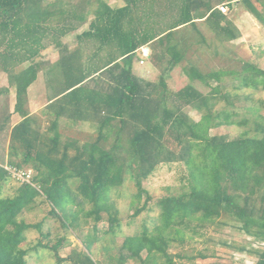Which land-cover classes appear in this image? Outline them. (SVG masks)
<instances>
[{"label":"trees","instance_id":"trees-1","mask_svg":"<svg viewBox=\"0 0 264 264\" xmlns=\"http://www.w3.org/2000/svg\"><path fill=\"white\" fill-rule=\"evenodd\" d=\"M136 1L126 0L119 8L101 2L88 28L78 32L88 21L91 0H0V71L7 75L0 96L12 88L13 112L21 116L11 126L12 111L8 105L0 109L4 152V158L0 156V264H27L25 231L40 228L41 223L18 217L39 196L50 204L49 215L59 218L63 227H71L77 218L69 203L79 205L82 200L91 203L88 214L98 221L108 209V191L122 184L127 171L137 188L136 199L146 194L133 216L156 206L159 211L149 225L144 223L140 231L123 239L118 264L127 258L142 260V251L147 252L145 259L156 252L174 264L168 252L170 241H182L191 221H212L224 214L247 227L264 211V116L255 121L253 136L227 138L209 133L217 126L245 123L234 120V113L214 109L217 100L229 97L221 93L222 77L237 78V89L264 91V69L244 62L238 70L201 72L188 63L183 70L190 80L210 90L202 93L189 83L172 91L166 74L183 59L172 30L191 18L169 21L162 17L159 31H152L148 4L140 8ZM137 9L145 11L139 15ZM72 32H76L77 47L69 48L63 39ZM50 43L58 48V58L43 66L39 55ZM147 46L152 52L145 57L141 49ZM157 46L162 48L155 51ZM138 52L153 65L164 64L156 81L133 73ZM44 68L48 102L41 111L30 113L23 106L24 97ZM186 106L199 113L197 120L184 111ZM93 121L98 126L90 141L61 139L65 129ZM4 159L14 167L36 170L32 184L23 182L12 194L4 193L3 183L9 176L2 167ZM172 162L186 167L188 188L149 204L152 197L143 180L159 165ZM70 179L78 181L82 200L71 194ZM66 198L71 201L67 203ZM116 221L110 216L111 225ZM48 236L41 233L34 247H48L60 263L64 257L58 250L64 238L44 244ZM73 255L76 264H95L86 256Z\"/></svg>","mask_w":264,"mask_h":264},{"label":"rangeland","instance_id":"rangeland-1","mask_svg":"<svg viewBox=\"0 0 264 264\" xmlns=\"http://www.w3.org/2000/svg\"><path fill=\"white\" fill-rule=\"evenodd\" d=\"M60 1L65 2L67 0ZM73 1L75 2L76 0ZM91 1V12H97L101 1ZM102 1L111 3V0ZM111 4L115 5L113 2ZM88 24L89 19L76 31L81 32L86 30ZM75 33L76 32L69 33L63 39L65 45L69 48L77 47ZM166 43L167 40L165 39L163 45ZM160 48L162 47L157 46L155 51L160 50ZM151 52V49L150 51L147 50L146 55L149 56ZM58 54V48L50 43L49 46L41 51L39 59L44 66V64L46 65L47 63L49 64L56 61ZM257 55V62L261 63V61H264V52L258 53ZM251 57L252 53L249 51L227 52L217 59L210 57L209 53L186 51L183 52V59L179 64L166 74V83L168 88L172 91H176L190 83L202 93H207L210 88L198 80L191 81L188 73L183 70V67H186L189 63L195 65L201 72L218 69L238 70L241 68L242 62L244 60L249 61ZM145 59L146 58H143L141 53L138 52L132 64V68L134 69V71L133 69L132 71L142 78L156 81L164 64L153 65L150 61L151 64H148V60L146 59L147 62L142 65L140 60ZM146 68H151L154 74L149 75V77H143L142 74ZM44 70L45 68L39 72L35 82L31 84L26 91L23 106L29 112L36 110H38V112L41 111L44 108V104L48 101L50 88L47 86ZM1 82L3 85L7 83L6 73H4ZM211 83L213 85L216 84L215 81H211ZM237 83V78L232 76L222 77L220 81L222 87L221 93H228L229 97H221L217 100L214 109L217 112L226 111L234 113L232 116L234 120L245 121V123L214 127L209 131L211 135H223L227 138H235L244 134L250 136L255 135L253 132V125L256 120L264 116V91L246 87L237 89L235 88ZM9 100H12V98L9 99V96L6 97L3 104L8 105L11 103ZM184 111L193 119L197 120L199 118V113L189 106L184 107ZM97 126L98 124L94 121L77 123L72 130L65 129L63 131L65 134L61 139L65 141L68 137V139H75L79 143L90 141L96 132ZM69 150L70 154L74 153L72 147ZM3 155V149L0 147V156L3 157ZM5 163L7 162L4 159L2 164ZM28 170L31 172V177L37 173L36 170ZM186 174L187 170L182 162L159 165L157 169L142 182L143 187L152 197L151 200H149V204H154L161 196L170 193H178L181 190L187 189ZM67 182L68 186L72 189L71 194H76L77 196L75 199L82 200L76 188L78 186V181L70 179ZM20 183L21 182L18 180L8 176L7 181L3 183V192L12 194ZM33 183L35 184V182ZM136 191L137 188L131 171H127V173L124 174L122 184L112 187L108 191L106 200L108 209L102 212V219L98 221L94 219L93 215L88 214L92 207L89 201L82 200L79 205L75 204V202L73 204L69 203L68 209H71V212L77 217L75 223L71 227H63L59 218L49 215L50 204L44 200L42 195L39 196L31 207L23 210L18 217L28 223H41L40 228H30L25 231L26 241L23 246L28 249L27 264H76L75 261H73V258H75L73 255L74 252L79 256L90 258L95 264H118L119 255L124 252V250L120 249L123 239L127 235L140 231L144 223L149 225V219L155 217L159 211V208L156 206L151 211L147 212L144 210L137 216H133L135 208L140 206L146 197V194L143 193L139 200L136 199ZM67 195L70 194L67 193ZM66 201L68 203L71 201V198H66ZM110 216H115L117 219L114 225L110 224ZM222 222H227L228 224L226 223L221 226L219 223ZM238 222L236 218L234 219L232 216L224 214L212 221H191L189 226L185 229L184 239L182 241L176 240L175 238L170 241L168 252L169 255L171 253L174 255L172 257L174 264H217L214 258H208L212 254L214 256L221 253L225 255L231 254L233 247L239 243L238 230L235 228ZM41 233H47L49 235L48 238L43 239L44 244L49 243L50 245L58 238H64V242L58 250L59 255L64 257L62 262L58 263L56 261L54 253L48 247H34L40 240ZM146 253V251H142V260L127 258L121 264H169L163 255L156 252H152V254L145 259ZM175 254H177V256H175ZM202 256L204 258H202Z\"/></svg>","mask_w":264,"mask_h":264},{"label":"crops","instance_id":"crops-1","mask_svg":"<svg viewBox=\"0 0 264 264\" xmlns=\"http://www.w3.org/2000/svg\"><path fill=\"white\" fill-rule=\"evenodd\" d=\"M99 1L108 4L111 8H119L126 4V0H111V3L113 2L115 5L106 3V1ZM149 1L150 3L144 4V0H137L136 3L138 7L141 6L140 8L148 4L147 14L152 15V31H159L162 17L169 21L180 16H189L191 18L189 22L172 30V39L177 43L180 51L209 53L210 57L216 59L227 52L249 51L252 53V57L249 61L244 60L242 63L248 62L264 68V61H261V63L257 62V54L264 52V0ZM222 4L227 7L225 13H222L219 9V6ZM144 11L137 9L139 15L142 12L144 13ZM94 13V11L91 12L89 10V20L93 19ZM147 48L150 51L148 46ZM147 60H143L144 62L141 64H145ZM147 63L151 64L149 60ZM153 74L154 71L151 68H146L142 76L149 77V75ZM3 75L4 73L0 72V89L7 86V83L3 85L1 82ZM38 75L39 72L37 77ZM8 93L0 96V109L2 106H5L3 102L6 97L12 98V100H9L11 103L8 104L9 111H12L10 116V125L12 126L20 121L21 116L13 112L15 104L14 90L10 88ZM33 112L30 111V113ZM255 205L256 207L260 206L259 203H255ZM226 223L222 222L219 224L222 226ZM235 228L238 230L239 243L233 247L231 254L225 255L221 253L215 256L212 254L208 255V259L214 258L217 264H264V211L259 213L254 221L249 222L247 227L243 221H239L235 225ZM202 258L204 257L202 256Z\"/></svg>","mask_w":264,"mask_h":264},{"label":"built area","instance_id":"built-area-1","mask_svg":"<svg viewBox=\"0 0 264 264\" xmlns=\"http://www.w3.org/2000/svg\"><path fill=\"white\" fill-rule=\"evenodd\" d=\"M219 9L222 13H225L227 11L226 5L222 4L219 6ZM148 48L144 47L141 49L142 55L147 57L146 52ZM140 63H143V60H140ZM2 167L7 170L9 173V176L18 180L19 182L23 183H30L32 184V177H31V172L29 170H25L22 168H17L12 165H9L8 163L2 164ZM34 185V184H33Z\"/></svg>","mask_w":264,"mask_h":264},{"label":"water","instance_id":"water-1","mask_svg":"<svg viewBox=\"0 0 264 264\" xmlns=\"http://www.w3.org/2000/svg\"><path fill=\"white\" fill-rule=\"evenodd\" d=\"M169 256H170V258H172L174 255L171 253Z\"/></svg>","mask_w":264,"mask_h":264}]
</instances>
